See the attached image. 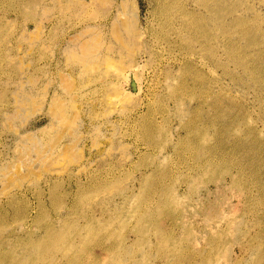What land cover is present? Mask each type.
Masks as SVG:
<instances>
[{"label":"rangeland","instance_id":"1","mask_svg":"<svg viewBox=\"0 0 264 264\" xmlns=\"http://www.w3.org/2000/svg\"><path fill=\"white\" fill-rule=\"evenodd\" d=\"M0 264H264V0H0Z\"/></svg>","mask_w":264,"mask_h":264},{"label":"bare ground","instance_id":"2","mask_svg":"<svg viewBox=\"0 0 264 264\" xmlns=\"http://www.w3.org/2000/svg\"><path fill=\"white\" fill-rule=\"evenodd\" d=\"M203 259V258H202Z\"/></svg>","mask_w":264,"mask_h":264}]
</instances>
